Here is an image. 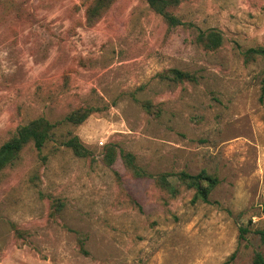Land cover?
Here are the masks:
<instances>
[{
  "label": "rangeland",
  "instance_id": "obj_1",
  "mask_svg": "<svg viewBox=\"0 0 264 264\" xmlns=\"http://www.w3.org/2000/svg\"><path fill=\"white\" fill-rule=\"evenodd\" d=\"M92 1L0 0V146L37 117L95 107L0 170L1 252L20 249L27 264H253L264 253V59L243 52L264 45V0H180L174 27L147 0H115L92 22ZM210 28L224 37L216 50L196 40ZM172 67L198 81L160 77ZM73 135L92 155L64 145ZM112 143L150 173L207 169L219 184L208 202L188 187L169 196L121 156L106 164Z\"/></svg>",
  "mask_w": 264,
  "mask_h": 264
},
{
  "label": "trees",
  "instance_id": "obj_2",
  "mask_svg": "<svg viewBox=\"0 0 264 264\" xmlns=\"http://www.w3.org/2000/svg\"><path fill=\"white\" fill-rule=\"evenodd\" d=\"M115 0H93L89 8L87 9V15L90 21L94 22L102 17V15L108 10ZM149 5L161 14L167 23L174 27L183 24L176 13L175 8L178 6L180 0H147ZM222 31L217 28H210L207 30H201L197 35V43L205 49L216 50L223 43ZM244 58L246 62L262 57L264 59V45L257 47H250L244 52ZM163 79L181 83L185 81H198V75L195 71L183 70L178 67H172L168 69L164 74H160ZM148 108L153 106L152 102H145ZM93 111L95 107H80L74 109L65 118L58 122H52L44 116L37 117L26 124L20 125L17 131L0 146V170L12 165L21 154L22 150L32 143L37 150H42L46 144L52 139L54 129L59 123L72 122L80 123L85 120ZM64 145L72 148L78 156L88 157L92 155L90 151L81 141L77 135L68 137L63 141ZM105 156L102 159L106 164L112 165L119 156H121L123 165L133 175L140 178H152L154 183L164 190L169 196H176L181 192L182 187H188L194 189V195L192 201L195 202H208L211 192L219 184V177L210 173L207 169H202L200 172L193 174L186 170L177 172H162L158 175L148 172L142 167L136 159V155L132 152L122 149L117 150L116 144H109L106 146ZM118 151V154H117ZM118 155V156H117ZM175 177L173 182L170 178ZM165 201L167 198L164 199ZM54 204V212H58L61 206L64 204L61 198H54L52 201ZM249 232V228L241 227L240 237L245 238V234ZM260 235L262 242L264 243V229L257 231ZM235 253H233L230 259H234ZM253 264H264V253L261 250H255L253 257Z\"/></svg>",
  "mask_w": 264,
  "mask_h": 264
},
{
  "label": "crops",
  "instance_id": "obj_3",
  "mask_svg": "<svg viewBox=\"0 0 264 264\" xmlns=\"http://www.w3.org/2000/svg\"><path fill=\"white\" fill-rule=\"evenodd\" d=\"M0 253V264H27V253L20 249H15L11 254L6 249L3 252L0 250Z\"/></svg>",
  "mask_w": 264,
  "mask_h": 264
}]
</instances>
